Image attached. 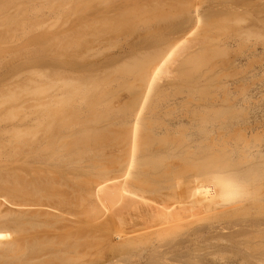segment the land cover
<instances>
[{
  "label": "rangeland",
  "instance_id": "obj_1",
  "mask_svg": "<svg viewBox=\"0 0 264 264\" xmlns=\"http://www.w3.org/2000/svg\"><path fill=\"white\" fill-rule=\"evenodd\" d=\"M0 1H2V3H9L8 0L7 1L0 0ZM18 1L19 0H17V3ZM21 1L24 3L20 2V4L22 3L21 5L17 3L15 4L24 7L23 11L24 9L26 10V8L28 11L26 10L27 11L26 13L24 11L25 15L23 20L18 19L19 18L18 16H14V17H17L15 19L16 21L19 20L21 22L22 20V23H25L26 21V23L22 28L24 31L21 29L22 33L19 32L20 30L19 28H21L20 26H22V24H20L19 21H17L18 25L17 23L15 25L14 24L12 25L13 23L12 22L11 25L13 27L10 24L7 25L5 24L7 23V21L8 23H10L9 20L11 18L12 21H14L13 14L14 13L17 14L16 11L12 14L14 10L10 11L11 14L9 16L11 18L8 19L9 18L8 17L7 21H5L4 18L3 21L4 22L3 25L9 27V29L8 28L3 29V27L0 28L1 40L3 39L8 40V38H12L9 37L13 35L9 33L11 31L10 27L13 30V28H15L14 26L16 25L19 28L17 29L16 26L15 29H17V31L15 29L14 30L16 32L21 33L20 38L23 37L22 36L23 34L25 36L23 37V40L22 39L20 40V38H18L20 35H18V33L15 32L16 35H18L16 36L14 33L17 39L20 40L19 42H21L20 48H22L23 43H24V48L20 49L18 47L19 46V43L17 44L18 40H16L14 36L13 38L16 41L12 39L13 40L12 42L15 41L18 48L14 49L15 44L11 43V45H13L14 48L10 45L11 48L7 47L6 49L8 51L9 48V51H11V49L13 48L14 49V50L12 49L13 52L18 49L22 50V52L15 51L18 56L21 55L20 57L24 55L22 57L23 59L22 63L20 62L15 64L14 61L16 62L21 61V58L18 60L15 59L18 58L16 57L17 56L16 54L14 55L15 58L14 56H12L7 59L8 56L14 54L15 52L12 54L8 52V54L10 55L6 57L7 61L4 59L5 54H7L5 53L6 52L5 50H4L5 53L4 57L3 58L0 57L2 58L0 63L8 67L7 68L5 66V68L8 69L7 71L5 68H3L4 66L2 65L1 69L3 70L5 69L4 70L5 72L0 69V72H4L5 74H7V76L5 74L4 75L8 79V81L6 80V82H8L7 84H5L6 82L4 81V78L0 79L1 82L3 81L5 82V83L4 82L0 83V85L2 84L3 87L4 84L6 87L4 88L5 90H3L2 87H0L1 90L3 91L0 94V105L2 104L1 106H3L5 104L4 102L9 100L10 97L12 99V102L10 103L16 102L15 101L16 98L17 100L21 99V102L18 101L17 105L15 103H14L15 105H11L10 103H7L8 105L10 104L11 106L9 105L10 107H8L7 105V107H3V108L0 106V109L1 108L3 109V111L0 110V118H1L0 122H2V124H0L1 125L0 127L3 128V131H1L2 129H0V132L5 133L7 127L8 126L10 127V129L8 127L9 130H7L8 132H6V135L3 133H2L3 135L1 134L0 139L3 138V136L4 138L2 139V141L5 140V137L6 140L7 138H10L8 139V141L5 140L4 142L8 143L9 141H11L12 143H14L16 141L15 143H17V145L19 146V147L17 146L19 148L18 149L19 151L16 150V152L19 153L15 154L8 152L5 157L0 159V170H2L3 173H14L15 175H19V177L20 175L23 176L24 174H26V176L30 177L32 180H36V181L39 180L40 184L43 179H45V181L48 179L46 184L50 182V184H48L50 186L47 187L44 185V187L47 189L49 187H50L49 189L53 187L52 189L58 190L59 185H61L60 182L62 183V180L64 181V177L61 174L63 175L66 174V177L71 178V175L73 173L77 175L82 173L81 176L84 177L85 175L86 177L88 174L83 175V173L87 172L89 173V175H91L90 174L92 172L91 170L94 171L96 169L98 171L99 169L97 168H100V170L105 168L107 165L106 163L109 162L110 160L111 161L114 160L113 162H115L116 160L113 158L110 159L109 158L110 156L104 157L106 156V154L103 151L105 150V147L108 145L111 144L113 145L117 141H119L118 143H120V140L124 136V131H125L124 122L128 114V112L125 109L124 110L127 113L124 112L123 109H122L123 111L119 110L121 112L120 113L118 109H116L115 111V108H112L115 98L119 97L121 92H124L125 89L129 88L128 90H130V86L132 84H133L132 89L134 90L135 80L133 81V76L135 75H133L134 74L133 70H135V66L137 67L139 64L140 67L141 65L143 66V64L141 63L142 61L145 64V59L147 57H145L146 54H144V51L150 49L151 47L152 49L146 51L145 53H148L150 51V53L152 54L154 51H157V48L158 49L164 48V45L166 46V44H169V41H171L175 37L180 35H187L192 37H200L204 39V45H202L203 47L200 48L201 50L199 52L197 51L198 52L197 57L195 59L191 58L192 59V61H190L191 63L189 64L187 63L188 65L185 63L184 65H187L186 67L182 65L184 67L183 69H185L182 79L180 78L175 82L160 86L159 87L160 89H158V91H156V93L152 97V100L148 106V109L143 119V130L141 133V140H140L141 154L143 158L141 157L142 165L138 171L139 173L141 172L140 173L141 176L139 177L142 178H140V180L143 179L146 182V185L148 186H146L144 184L145 182L142 180L140 181V183L144 190H145V186L148 187L150 191L153 190L156 186L155 190L163 191L164 189L161 190L162 188V186L160 185L161 183L163 186H165L167 183L173 184V182L171 183L169 182L171 178H173L171 179L172 181L174 180V178L175 181L178 178L180 180L185 181L189 178V177L186 178L187 176L194 174L192 171L196 172L198 169H200V167H202L201 165L203 162L207 163L206 159L209 155L211 154L213 155V153L219 155L220 152L219 151L217 152L216 150L219 149L221 152L224 153L228 152L229 150L228 154H230V149L231 150L233 149L232 151L234 152L233 153L231 152L232 155L229 156L227 154L229 156L228 157L225 156V154L223 156L220 154V159L225 158L226 160L227 158L228 159L230 158V160L234 161V164H236V162L237 163L243 162L244 166L245 164L251 162L255 158L257 164H260L263 161L262 163L263 167L261 166L262 168L261 167L259 168L261 169V172L263 169L262 172L263 175L260 172V170L257 168L256 163L254 164L256 165L257 168V169L255 168L256 169L255 171L259 170V172L261 173V177L263 176L261 178V180L263 179V181H260L262 182L263 185H261L260 183V187L263 186L261 190L264 191V0H201V2L199 0L198 6H200V9L199 7L198 9L199 12H201V14L199 13V16L201 15L200 18L201 21L198 25H193L188 20L190 15L187 16V14H189L188 12L191 11L190 9H192L191 6L193 0H42V1L40 0L41 3H43V1L44 3L41 5L40 2L38 1V6H35L36 3L34 2H36L37 0L36 1L34 0V2H32L34 7L30 1H29L30 3L29 2L25 3L28 0L25 1L21 0ZM10 2L12 1L10 0ZM14 2L15 1L13 0V3ZM9 4L10 6L12 5L11 3ZM23 4H31L32 7L28 5L29 8L28 6L25 8L26 5ZM4 5L5 4H2L1 6L0 4L2 8ZM7 5L8 4H6V6ZM6 6H4V8L7 10V7L9 6L7 7ZM13 6L14 4L12 5V7ZM35 7L37 8V10L34 9ZM11 9L9 8V10ZM18 9L22 11L21 7H19ZM33 9L36 11V12L34 11L35 13L32 12ZM19 10L17 11L18 13ZM6 12L7 11L5 12L2 11L1 16L3 15L5 16ZM10 12L8 11V13ZM21 13H19L21 14L20 18H23L22 16L23 12ZM6 29H8L7 31L9 32L5 31ZM1 31L4 32L2 33ZM7 33H9L8 34L9 36H7ZM4 35L6 36L5 38ZM5 40H3V43L6 44L7 40L6 41ZM3 45L4 44H2V46ZM159 46L161 48H159ZM3 47L6 48V46ZM2 52L3 50L0 51V53ZM141 55L144 56L142 57ZM0 56H3V53ZM12 58H14L15 60L14 59L12 60ZM3 59L5 61H3ZM10 61H13V63L11 62L12 66L10 64ZM15 67L19 68L17 69L16 73L13 71L14 69H16ZM18 70H23V72L22 71L18 72ZM6 71L8 73H6ZM24 71L28 73L25 74ZM21 72L25 74V75L23 74V77L22 76L19 77L21 75ZM1 74L0 77L2 76ZM4 75L3 77H5ZM15 76H17L18 78ZM136 77L134 79H136ZM14 78L18 81H16ZM19 82L21 83V85H23L22 82L29 83L28 84L29 87H25L26 85L23 86L27 88L26 90L20 85L26 93L22 89L20 91V88L17 89L19 92H21V94L18 92L20 94L19 95L20 97L22 96V94L24 95L23 98H19V96H17V93L15 92L16 90L15 88L18 86V84L16 83ZM66 83H69L70 85ZM14 84H16V87L13 86ZM66 85H68V88ZM136 85L137 84H135V86ZM65 86L67 90L65 89ZM60 87L61 88L64 87L63 90ZM7 88L8 90H12L13 88L15 90L13 89L14 92L12 93H10L11 91L9 92L7 90L9 95L8 94L2 95V93L7 92L6 91ZM54 88L56 89L54 90ZM68 90H70L71 92ZM133 90H131V92ZM56 91L57 93L58 91L61 93L57 94ZM127 91H125L124 93H127ZM22 92H24L25 94ZM62 92H64L66 96L64 93H63L64 95H61ZM131 92L129 91L128 93ZM51 93L53 96L51 95ZM73 93L76 95H74ZM11 94L13 95L14 98L15 96H17L14 101ZM54 94L58 95V97L61 98H58ZM4 95H8L7 96L8 99H6ZM47 96L49 98L52 96L53 98L51 97L50 100L49 98H47ZM54 96L56 98H54ZM63 96L64 97L68 96V97L65 99L63 98ZM4 98L6 99L5 101ZM59 99L60 101H63L62 108H60L61 104L58 105ZM2 101L4 104L2 103ZM25 101L28 102L25 103ZM69 102H71V104H69ZM56 103L58 106L56 105ZM66 105H71V106L69 107ZM22 106H24V109L20 110ZM64 106L67 107L66 110L64 109L66 108ZM59 109L61 111L63 109L62 114ZM64 110L66 112L69 110V113L66 114ZM5 111L8 113V115L10 114H11L10 116L13 115L12 117L14 118L9 119V116L8 115L6 116V114L3 113ZM19 112L21 113L23 112V113L21 114ZM18 115H20L19 118ZM4 116H6V118H4ZM20 118L24 119V120L22 119L21 123H19ZM12 119L16 121H12ZM192 119H194L193 120L194 123L192 122ZM7 122H11V123L7 124ZM179 124L183 129L186 127L187 128V129L185 128L186 131L185 129L182 130ZM177 125H179L178 127H180L181 131L179 130V128L178 129L176 128ZM259 125L262 128V130H260L261 128L259 127ZM11 126H13L14 129L13 127L11 128ZM16 126L19 128L21 126V129L22 128L23 129L22 130L20 129L19 131L16 129ZM170 127L171 128L174 127L175 130L174 129L170 130L171 129ZM194 128L196 130H198L199 128L202 129H199L200 131L197 133V131ZM232 128L235 130H233ZM243 128L244 129L246 128L247 130L251 129L250 131H252V133L248 132L249 130L247 131L245 129L248 133L244 131L246 134L244 135L245 136L244 137L240 133L243 132L242 131ZM166 131H168L169 133L171 131V133L168 134V132ZM174 131H177L174 133L177 135L173 134ZM188 131L190 132L188 133ZM257 131L259 134H254ZM179 132L181 135L179 134ZM218 132H224V136L226 138L223 135H221V133L219 134ZM225 132L226 133L228 132L229 135L226 134ZM166 133L168 135H166ZM202 133H204V136H202ZM230 133L234 135L233 136L231 134L233 138L231 137ZM161 134L164 136H161ZM207 134L210 136L206 137ZM217 134L218 136L221 135L222 137L217 138L218 137ZM235 134L237 135V138ZM212 137L215 138L211 139ZM228 138L232 140L230 141ZM163 139L168 141H170L171 139V141L169 142V144L163 143L160 141ZM179 139L181 140L179 141ZM186 139L189 140L186 141ZM209 139H211L212 141ZM200 140H202L203 143L206 144L203 145ZM227 140L229 141V143L226 142ZM19 141L22 142L21 148L19 145L20 143H18ZM213 141H218L219 143L217 142L213 143ZM37 142H39V145ZM178 142L179 144H177ZM187 142L189 143L193 142V144L191 143L189 144ZM222 142L226 143V144L224 143L226 147L223 146ZM233 142L234 143L236 142L235 143L236 145L238 144V146L235 147L238 150V152L239 149L241 150L243 148L240 145L246 146L247 148H248L247 146L248 144H250L249 147L251 148H253V146L256 145L257 147L263 145V148L261 147L259 151L257 150L260 153L263 152L260 158L262 159V161L261 162L258 161L259 163L257 162V160L260 157L258 153L250 154L252 152H257L255 150L258 149L259 147L254 150L252 149V152L250 153H248L250 148L248 149V151L245 148L247 152L244 151L243 148L242 153L240 152L239 155L237 153V150L234 148L235 144ZM171 143L174 144L171 145ZM185 143H187V145L188 144L192 145L191 147L192 149L188 148L187 145H185ZM200 143L202 144L201 148H200L201 145ZM207 143H210L211 145L208 144V146H206ZM184 145L186 146L187 151L185 150ZM115 146L113 145V147ZM183 147L185 151L182 150ZM212 147H214V149ZM224 147L228 149L223 150L222 148ZM237 147L240 148L238 149ZM45 148L49 150H46L45 152ZM172 148L175 151L179 148L176 151L178 153H176ZM196 148L198 149L197 150L198 152L196 153L199 152L203 153L204 149L207 150L204 151L203 154L201 153L196 154L195 152H193L194 149L196 150ZM210 148H212V150L215 151L211 152ZM190 149L192 150V154L194 153V155L195 154L197 155V158L195 157L196 155L195 156L192 155L194 158L190 156L191 154ZM13 150L15 152L14 148ZM172 150L174 151V153L171 152ZM208 150L210 151L211 154L208 153ZM48 151L49 153H47ZM205 152L207 155L205 154ZM101 153L104 154L103 157L105 160L107 158H109L110 160L108 159V161L107 160L103 161L104 159H102L103 157ZM179 153L181 154V156L178 155ZM185 154L189 156L185 157L184 156ZM48 155L53 157V159L50 157H49L50 159L47 158ZM254 155H256V157ZM257 155H259V157H257ZM67 156L69 158L65 159ZM199 156H201L202 158L206 156V159H204L203 161L201 157L198 158ZM211 157L216 158L214 156ZM41 158L42 159L44 158V160H42ZM194 159L196 161L199 160L200 161L196 162ZM201 160L203 162H201ZM244 160L249 162L246 163V161ZM232 161L230 163H232ZM104 162L105 165H103ZM92 163L94 165H92ZM116 163L117 162H115L113 166H115ZM239 163L237 164V166H239ZM242 164L240 166H242ZM250 164H252V162ZM81 166H84L85 170ZM107 166L111 168L112 164H108ZM80 167L83 170L79 169ZM32 173L34 174L33 175L34 177L40 174L41 177L39 175L38 177L43 179H40L38 177L37 178L35 177L33 179L31 176ZM41 173L43 175L45 174L47 176V179L45 178L46 176L45 175L43 176ZM142 173L149 175V177L152 179V183H151V179L148 176L144 178L145 175H143ZM257 173H255L256 176L257 175L259 176V174ZM50 174L51 176L53 174H56L57 178L55 177V175H53L54 178L52 177L53 180L55 179L53 181L54 183H51L52 181H49V179H52L50 178ZM57 174L61 175L63 178L61 176L58 177ZM67 174H69L70 176ZM75 174H73V176ZM92 174L95 173L92 172ZM81 176L79 175L77 178L79 177L81 178ZM74 177H72L74 181H72L73 179H71L70 181L74 182V184L78 183V185L75 184L73 187L72 182H70L69 186H72L75 189L77 186H79V184L82 185L86 184L87 186L89 184L88 187H90L91 181L88 179L91 178L86 179L88 176L83 179L80 178L77 179L76 177L75 178ZM59 178L61 180H58ZM147 178L149 179V181ZM259 179L260 178L258 177V180ZM80 180L81 181L83 180L85 184L83 182H79ZM164 180L165 181L167 180L166 181L167 183H165ZM256 180L255 182H257ZM178 181L176 182L178 183ZM163 182L165 184H163ZM179 182L181 183V181ZM55 183L58 184L57 188H54L55 187L54 185H56ZM153 183L155 184L154 186L149 185ZM82 185L79 187L82 189L83 188L86 189L87 186L85 185L82 187ZM256 185L257 184L255 183L252 186L255 190H259L256 189ZM10 186L11 184L9 182V175L1 177L0 190L4 188H8ZM39 186L41 187V185ZM167 186L169 185L167 184ZM257 186H259V183ZM25 187L23 188V184H22V186L18 188L19 190L16 191L17 193H19V195L16 192L15 194H17V196H20V198H23L21 196L23 192L25 198H23L22 200H28V199L31 200L30 198H33L32 200L38 201L40 197H36V199H34L35 196L32 197V193H30L31 195L29 194L28 191L29 188L26 187L27 189H25ZM44 187L40 189L45 190ZM61 187L62 189H64V193H65V189L67 191V189L70 188V187L63 188L65 187L64 184ZM61 187L59 188V190H61ZM226 187L227 189L230 190H234V188L236 190L235 186H226ZM73 188L70 189H72L73 192L77 193L78 187L75 190ZM23 189L26 192L23 191ZM207 189H213V188L209 187ZM215 189L219 190L220 188L217 186L215 187ZM44 190L43 192L46 191ZM57 190H52V191L48 190L49 192L46 191L45 193L42 194V196L47 199L48 196L55 197V195H58V193L59 195L60 194L62 195V191L58 192ZM78 190L81 191V189ZM55 191H57V193ZM72 191L70 190L69 194L72 195L73 193ZM146 191H148V189ZM263 191H261V193L258 191V193L260 194L263 193L262 196L264 197ZM79 193L75 194L76 197L72 195L74 196L73 198L78 199L77 195H79ZM69 194H68V198H70ZM59 195H58L59 199L60 197L64 198V194L62 196L60 195V197ZM42 198H40L41 201H44ZM46 199L45 201H47ZM62 199H60L59 201H61ZM74 199L72 198L69 199L71 200L69 202L70 205L73 204V202H76ZM262 199L263 200L258 201V204H260L261 203L260 201H262L263 203V204L261 203L263 205L262 207L261 205L260 207L256 206L255 204H253L256 201H252L253 203H248L249 205L247 204L245 206L246 212L244 209L243 211L242 209H240V211H235L234 213H230L228 216L225 215L226 218L223 216L225 219L222 217L223 219L219 220V221L223 220L222 222L219 221H218L219 223L216 222L217 224L220 225L217 226L216 224L215 230H211V232L207 230L208 232H206L204 231L205 230L204 229L202 234H201L202 231L201 232L199 231L198 233H196V235H194L197 238H195L194 236L193 237L199 240L200 243L199 241L194 240L192 241L191 244L192 247H189L191 245H188V247L192 250V248L194 247L196 248V246L199 244L196 250L198 251V249L200 248L199 250L201 251V249L204 250L208 246V243H206L204 239L208 238L207 242H209V240L213 238L215 239L214 244L216 245L220 241V238H222L221 242L218 243L219 245L217 244L216 246H213L214 244L211 243L212 245L209 246L211 248L213 246L214 248L211 249L208 246L209 250L207 252H212L213 250V253L214 252H217V254L227 253L228 255L227 254L225 255L230 256V254L233 255L232 253L238 252L242 248L240 247L241 246L240 242L241 243L244 242L245 237L246 240L248 239L250 240L251 238L255 239L258 236V234L262 236L263 233L262 236L263 242L260 240L261 244L263 243V246L259 248L260 250L262 249L263 251V264H264V198ZM252 204L254 205V207H252L253 206ZM74 205H76V203L73 204V206ZM247 206H250V208ZM258 208L259 210L261 209L262 211L260 210L261 212L260 211L256 212ZM74 209L75 206L73 210ZM252 209L253 210L255 209L254 212ZM253 213L255 214L253 215ZM257 214L259 217L257 216ZM252 215L254 217H252ZM246 217L247 218L249 217L248 221ZM253 219L255 220L252 221ZM259 219L260 220L262 219L263 221L262 220L260 221ZM240 221L242 223H240ZM258 221L263 226L259 225L260 223ZM224 223L225 226L227 225L226 226L227 228L223 226ZM252 224L254 225V227H256V229L259 226H262L263 230H261L262 227L258 229L261 230V232L262 231L263 232L261 233L259 230H257L260 232L258 233L256 229L253 228ZM38 226H40L39 229L37 228V226H35V228L37 229L34 228L32 229L28 226L26 229L28 230L30 228L32 230L29 229L27 233L30 234L31 231L32 234H34L35 232L36 233L39 232V234L37 235L41 236V235H45V233H47L46 231L49 230L48 233H50L53 230V229L51 230L52 228L51 224L48 225V223H46L45 226L43 225V227L45 228L43 227L41 228V225ZM56 226L58 227V225ZM218 227H220L219 231L216 232V229H218ZM221 227L225 229L221 230ZM245 227L246 228L251 227V231L254 230L256 231V233L255 232L253 233L252 231L253 233L252 234L249 229L248 232L250 231L249 232L250 235L248 237L247 235L248 232L246 231L247 229H245ZM97 228L100 229L101 231V228L99 227ZM241 228L243 229V231ZM89 229L94 230L95 228H88L87 231ZM78 231L79 230L77 229L75 233ZM214 231L215 233L211 234ZM92 232L90 230L89 233L92 234ZM85 233H84L86 237L85 243L87 241L89 242L86 243L87 245L85 244L83 246H86L87 248H90L89 246H94V244L97 243L96 242L97 240L94 241V239L92 238L96 239L97 237L98 239V237L101 234V232L96 230L94 234H92V237L90 238L91 234L88 235L89 234L88 232ZM96 233L99 234L96 236L95 235ZM242 233L243 234L246 233V234L242 236ZM22 234L24 236L26 235V233L24 232ZM22 234H20V236ZM29 234H27V236ZM212 235L214 237H212ZM81 236L84 235L81 234L80 237ZM235 236L236 239H233L235 238ZM240 236H242L244 240ZM261 236L260 237L258 236V238H256L258 239L256 240L258 244H260L259 239L260 238L262 239ZM216 237L219 238V240L216 239ZM8 238L9 236L7 230L5 228L2 229L0 234L1 247L6 246ZM76 238L79 241V238L78 237ZM223 238L225 239L223 240ZM227 238L232 239L229 241V245L233 244V247L231 246L232 248L229 246L227 247L228 244V243L226 244ZM237 238L239 240L241 238L242 241L241 240L239 241ZM213 239L211 241H213ZM234 240L239 241V242L237 241L238 243L237 242L236 243L237 245L239 244L237 248L240 249L234 247V245L236 244ZM249 240L245 241L243 244L245 245L247 243L246 246L250 245L248 247L249 250H251V248H253L252 250H255L256 247L254 246H256V243L254 242V240H250V241ZM78 241L76 240L77 244H79V242L81 243V245L84 243L81 242L82 240H80L79 242ZM201 241L205 242L207 246H204L205 243H202ZM224 241L226 246L221 245L224 244ZM194 242H197L198 244L194 246L193 244ZM258 244L257 246H260ZM244 245L242 249H244L245 247ZM76 246L78 247V245ZM225 248L228 249L225 250ZM229 248H231L232 250ZM246 248L247 247H245V249ZM94 250H95L94 247H91L90 253L93 251V253L91 254H94L95 252ZM87 252L89 251L87 250ZM71 253H73V251ZM75 253L76 251H74L73 253L74 256ZM92 257H94V255H92Z\"/></svg>",
  "mask_w": 264,
  "mask_h": 264
},
{
  "label": "bare ground",
  "instance_id": "obj_2",
  "mask_svg": "<svg viewBox=\"0 0 264 264\" xmlns=\"http://www.w3.org/2000/svg\"><path fill=\"white\" fill-rule=\"evenodd\" d=\"M5 1H7V0H5ZM8 1L12 5L14 4V6L12 7V5L10 6L9 3H2V1H0L1 6H2V4H5L4 6H6V4H8L7 6H9V7L6 6L7 10L4 8V6H3V8L0 6V9L2 8L1 10L3 12L7 11L6 12L7 14L5 13V16L4 15L1 16L2 11L0 10V19L3 17L1 19V22H0L2 24V26L0 24V28L3 27V29H5V28L9 29V27H6L3 25L4 24L3 21H4V18H5V21H7L8 19L11 18L9 16L11 14L10 11L14 10L12 12V14L16 11V13L18 15L14 13L15 15L13 14V17L18 16L19 17L18 19L23 20L25 13L28 11L26 7L28 5H30V7H32V5H33L32 2H34V0L33 1L28 0L25 3H28L30 1L32 5L31 4H23V5H26L25 8L27 10L26 11L24 9V11H25V13H24V11H23L24 7L20 6L24 2H22L21 0H19L18 3H17V0H14L15 1L14 3H13V0H11L12 2H10V0H8ZM23 1H25V0H23ZM38 1L40 2L41 5L44 3V1H43V3H41L42 0L41 1L37 0L36 2H34V3H36L35 6H38ZM20 2H22V3L20 4ZM198 2H199V0H193L192 6H191L192 9H190L191 11L188 12L189 14H187V16L190 15L189 16L190 19L188 18V20L193 25H198L201 21V19H200L201 15L199 16V13L201 14V12H199L200 6H198ZM200 2H201V0H200ZM15 3L20 4V5L18 6ZM15 5H16V8H15ZM17 6H18V8L21 7L22 11L19 10L17 8ZM33 7H34V5H33ZM198 7H199V9H198ZM9 8L10 9L13 8V9L9 10ZM28 8H29V6H28ZM34 9L37 10L36 7ZM34 9L32 12L35 11ZM18 10H19V13L23 12V15H22L23 18H20V15L22 13L19 14L17 12ZM8 11L10 13H8ZM37 12H39V11H37ZM29 14H32V13H29ZM16 18L17 17H14V19H13L14 21H12V18H11L9 20L10 23H8V21H7V23H5V24L11 25V23L13 22L12 25L13 24L15 25L16 23L18 25L17 21H19V20L16 21L15 20ZM22 20H21V22L19 21V23L22 24V26L19 25L21 28H19L16 25L17 29L19 28L20 29L19 32H21V33H22L21 29L23 28L24 24L26 23V21H25V23H22ZM10 25H8V26H10ZM16 26H14V27L16 28ZM15 28H13V30H12V28L10 27V29L13 33L11 31L10 32L7 31L8 29L5 30V31L11 33V35L13 34L12 36H9L8 35L9 33H7V36L12 37V38H8V40L6 39L10 44L5 39H3V40L6 41V44L3 43V40H1V38H0V48H1L0 51L3 50V52H2L3 56H0V57L3 58L4 54L7 53V54H5V57H4L5 60H6V57L8 55H10V54H8V52L11 54L14 53L15 51L22 52V50H19V49L15 50L13 52L14 49L21 47V44H20L21 42H19V41L21 39L23 40V37H25L23 34L22 35L23 37L20 38L21 33L16 32L17 29H15ZM1 32L3 33L4 31H1ZM15 32L18 33V35H20L18 37V38H20V40L17 39L16 36H18V35H16ZM14 33L16 36L14 35ZM5 37L6 36L4 35V38ZM13 37L16 40H18V42H17V44L19 43L18 47L15 43L16 40ZM12 39L15 41L12 42L13 41ZM7 43H8V46H7ZM11 43L15 44V48L13 47V45H11ZM2 44H4L3 46H6V48L3 47ZM10 45L14 48V49L12 48L13 50L11 49V51H9V48H11ZM202 45H204V39H202L200 37L180 35V36L175 37L171 41H169V44H166V46L164 45V48H162V49L157 48V51H154L152 54L150 53V51L148 53H145L146 51L152 49L151 47H150V49L144 51V54H146L145 57H147L145 59V64L140 59L142 61L141 63L143 64V66L141 65V67H140L139 66L140 64L139 65L137 64L140 68L138 66H137L138 68L135 66V70H133L134 71L133 75H135V76H133V81L135 80L134 81V87H135L134 90L132 89V85H133L132 84L130 86V90H128L129 89L128 88V89L124 90V92L128 90L127 93L121 92L119 97L115 98V101L113 100L114 101L113 107L111 105L112 108H115V111H116V109H118V111L119 110L123 111L125 109L128 112V114L126 116V120L124 122V130H125L124 136L121 139L122 141L120 140L121 144L118 143L119 141H117L115 143L113 142L114 143L113 145L114 146L116 145L115 147H113V145L110 143L111 145H108L105 147L106 151L103 149L104 150L103 152L106 154V156H104V157L110 156L109 158L115 159L116 160L115 162H117V163L115 166H113L115 163V162H113L114 160L111 161L109 158H107L106 160L108 161V159H109L110 160L109 162H112V163L107 162L106 164L107 165L112 164L113 167L111 166V168H109L110 165H109V167L106 165V167L103 166L105 168H103L101 170H100V168H97V169H99L98 171L95 169L97 172L95 170L94 171L91 170L92 172L95 173V174H92V172H91L90 173L91 175H89V173H87V172L83 173V175L88 174L87 175L88 177L86 176L87 178L85 177V175H84V177L81 176L82 173L78 174V175L73 173V174H75L74 175L75 177H76V175H77V177L80 175L81 176V178L79 177L80 179L91 178V179H88L91 181L90 187H88L89 184L87 183L88 184V186H87L83 180L79 181V182H83L87 187H86V189L83 188L84 189L83 190L82 188L79 187L82 184H79V186H77V187H78V189H81V191L78 190L77 187L75 188L78 191L77 193L80 192L79 195H77L78 199L73 198L75 196V194H77V193L73 192L72 189H70V188H73L75 184L78 185V183L74 184V182H72V181H74V179L72 178V177H74L73 174L71 175V178L66 177V174H64V175L61 174L64 177V181L62 180V183L60 182L61 185H59V188L63 184L65 186L63 188L70 187L67 189V191L65 189V193H64V189H62V187H61V190H59V188H58V190L52 189L53 187L51 189H49L50 187L48 189L45 188L44 185L47 187L50 186V185H48V184H50V182L46 184L48 179H47V176L45 174H44L46 176L45 178L47 179L46 181H45V179L40 178L41 177L40 174L36 173L40 176V177H38V175H37V176H35L36 178L38 177L40 179H43L41 181V184H40L38 179H37L38 181L32 180L30 177L26 176V174H24L25 176L20 175V177H19V175H15L14 173H3L2 170H0V179L3 176L9 175V182L11 184L10 187L0 190V234H1V230L5 228L7 230L8 236H9V238L7 239L6 246L1 247V245H0V264H263V251H262V249L260 250L261 246H263V243L261 244V241L263 242V237H262L263 231L261 232V230H263V227H262L263 225L259 221H258L260 223L259 225H262V226H259L258 228L262 227L261 230H259L258 228L256 229V227H254L256 222L254 223V225L252 224L253 228H255L256 231L259 230L262 233V236H261L258 234L260 232L257 231L258 236L262 237V239L261 238L259 239V241L261 240L260 244H258L256 242V240H258V239H256V238H258V236L257 237L255 236L256 237L255 239L254 238L250 239V240H254V242L256 243V246H254V247H256L255 250H252L253 248H251V250H249L248 247L250 245L246 246L247 243L245 245L243 244L245 241L249 240V239L246 240V237H245L244 242H242V243L240 242V244H241L240 247L243 248V245H244L247 248L246 249H245V247H244V249L237 248L239 246V244L237 245V243L240 240L242 241V239L240 238V240H239L238 239L239 237H238L237 238L239 240V241L237 240L238 242L234 240L235 243L237 242L235 244L237 246L234 245V247H236L237 249H240V250L238 252L232 253L233 255L230 254V256H227L228 255L227 253H223V254H220V253L217 254V252L213 253V250H212V252H207L209 250V247L215 243L214 242L215 239H213V238H211L209 240V242H207L208 238L204 239L205 242L208 243V246L210 245L209 247L207 246V244L205 242L201 241L202 243H205L204 246H207V248L204 249L205 251L203 249H201V251H202L201 252L199 250L200 248L198 249V251L196 250V248H198L197 246L199 245L197 242L193 243L194 246L198 244L196 246V248L194 246H193L194 248H192V250L189 248V247H192V245H191L192 241H194V240L199 241V240L195 239V238H197L196 236H194V235H196V233H198L199 231L200 232L202 231L201 232V234H202L204 229H205L204 231H206V232H208L207 230H209V232H211V230H215V228H216L215 226L217 224L216 222L223 219L224 217L226 218V216H228L230 213H234L235 211H240V209H242V211L244 209L246 212L245 206L248 203H253L252 201L257 202V203L256 202L253 203L256 206H259V207H260V205H261V207L263 206L262 201H260L262 204L260 202H259L260 204H258V201L263 200L262 198H264L262 196L263 193L260 194L261 191H263V190H261L263 188V186L260 187V183H261V185H263L262 182H260V181H263V179L261 180V178L263 177V176L261 177V173L263 172V169H262V172H261V169H259L263 163L262 159H260L262 156L261 154L263 152H261V153L258 152L259 149H261V147L263 148L262 144H261L262 146H260V147L258 146L259 148L257 147V145L253 146V148L249 147L250 144L247 145L248 148L246 146L240 145L244 148V151H246V150L248 151V149L250 148L248 153L252 152V149L254 150V149L258 148L255 150V151L258 150L257 152H252L250 154H253V153L257 154L258 153L260 155V157H259V155H257V157H259L260 160L258 159L257 162L262 161L260 163L261 165L256 163V158L251 161L252 164H250L251 162L246 161L247 159L244 160V161H246V163L249 162V163L245 164V166H244L243 162H242L243 164L241 162L240 163L238 162L239 166H237V164H238L237 162H236V164H234V161L230 160V158L228 159L227 157H226L227 158L226 160H225V158L220 159V154L222 156L224 154H225V156L232 155L231 152L233 153L234 151H232L233 149L231 150L230 147H229L230 154H228L229 150H228V152L225 151L226 153H224L218 149L216 151L220 152L219 155L215 154V153H213V155H212L210 153V151L208 150V153L211 154V155H209L210 157L211 156L216 157L217 155L218 156L216 158H213V157L210 158L208 156L207 159H206V156L203 158L201 156H199L198 158L201 157L203 159V161H204V159H206L207 163H205L201 160V162H203L201 165L202 167H200V169H198L196 171L197 173L192 171L194 174L191 173L193 175L187 176L186 178H188V177L189 178L187 180H185L186 182L184 180H180L178 178V179H176V181H178V180L181 181V183L178 181V183H179L178 184L175 181V178L173 181L171 180L173 178H171L170 181H169V179H168V181L170 183L173 182V184L172 183L169 184L166 182L167 180L166 181L164 180V182L167 183L169 186H167V184L165 186H163L161 183L160 184L162 186L161 190H163V189L164 190L163 191H157V190H155V188H156V186H155V188L153 190H151L152 192L149 190L148 187H146L148 185H146V182L143 179H141V180L145 182L144 183L146 185L145 190L143 189V187L140 183V181H141L140 178H142V177H139V176H141L140 175L141 172L140 173L138 172L139 168L142 165V163H141L142 162V159H141L142 154H141L140 140H141V133L143 130V119H144V116H145L146 111L148 109V106L152 100V97L154 96L156 91H158V89H160L159 88L160 86H163L164 84L165 85L170 84L172 82L179 80L180 78L182 79L184 72H185L184 71L185 69H183L184 67L182 65H184L185 63L186 64L191 63L190 62V61H192L191 58L195 59L197 57V53L201 50L200 48L203 47ZM7 47H9L8 51L6 50ZM2 48H5V49H2ZM22 48H24V43H23ZM22 48H20V49H22ZM159 48H161V47L159 46ZM155 49H156V47H155ZM4 50L6 51L5 53H4ZM2 53H0V55H2ZM15 54H16V52L14 54L8 56L7 59L9 57L14 56ZM20 56L17 55L16 57H18V58H15V56H14V58L17 60L21 58V61H18V62L14 61L15 64L20 63V62L22 63V60H23L22 57L24 55L22 57H20ZM2 58H0V62H1ZM14 58H12V60ZM4 59H3V61H5ZM187 61H189V62H187ZM11 62L13 63V61H10V64H11ZM5 63H8V62H5ZM139 63H140V61H139ZM10 64H9V66H10ZM15 64H13V65H15ZM2 65L4 66L3 68H5V66H6L4 64H1L0 69H1ZM187 65H184V66L186 67ZM11 66H12V64H11ZM17 69H19V68H16L13 71L16 73ZM20 69H22V68H20ZM1 70L4 71L3 69H1ZM6 70L8 71V69H6ZM7 71H6V73H8ZM19 71L23 72V70H18V72ZM26 71H28V70H26ZM135 71H138V72H135ZM4 72H0V74L3 73V74H1L2 76L0 77V79L4 78V81L6 82V80L8 81V79L6 77L7 74H5ZM22 72H21V75L19 77H21V76L23 77L24 73H22ZM26 73H28V72H25V74ZM3 75L5 77H3ZM18 75H19V73H18ZM17 76H15V77H17ZM135 77H136V79H134ZM136 80H137V83H136ZM16 81H18V80H16ZM3 82H1V80H0V83H3ZM7 83L8 82H6L5 84H7ZM19 83H16V84H18L19 87L18 86L16 87V84L13 85L16 87L15 88L16 90L18 88H20V91H21V89L24 91L23 88L29 87L28 86L29 83H23L22 82L23 85H21V83L20 84ZM66 84H69V83H66ZM135 84H137V85L135 86ZM20 85L22 87L25 85L26 86L22 88ZM58 86H61V85H58ZM66 86L68 88V85H66ZM66 86H65V89H66ZM0 87H2V84L0 85ZM4 88H6V87L3 84L2 89L5 90ZM63 88H61V89L63 90ZM26 89L27 88H25V90ZM55 89L56 88H54V90ZM0 90H1V88H0ZM7 90H8V88L6 89V91ZM12 90H8V91L9 92L11 91L10 93H12V92H14V90L13 91ZM16 90H15V92L17 93V96H19L21 94V92H19L18 90L16 91ZM131 90H133V91L131 92ZM8 91L6 93H2V95L8 94ZM59 91H58V93L60 94L61 92H59ZM68 91H70V90H68ZM129 91L131 93H128ZM1 92H3V91L1 90L0 94H1ZM24 92H22V93H24ZM56 93H57V91H56ZM63 93L64 92H62L61 95L65 94V93L64 94ZM74 93H77V92H74ZM8 95H4L6 99H8L7 98ZM51 95H52V93H51ZM74 95H76V94H74ZM17 96H15V98ZM55 96L58 97V95H55ZM55 96H54V98H56ZM65 96H66V94H65ZM23 97H24L23 94L21 97L19 96V98H23ZM51 97L49 98L47 96V98H49L50 100H51ZM67 97L63 96V98H65V99ZM5 98H4V101L6 100ZM12 98L14 101L15 98L13 97V95H12ZM58 98H61V97H58ZM10 99H11V97L9 98V100H7L8 102L7 101L4 102L5 104L2 101V103L4 105L1 106L2 105L1 104L0 106L2 108L7 107V105H8L7 103L12 102V99H11V101H10ZM65 99H63V100H65ZM56 100H58V99H56ZM69 100H70V98H69ZM72 100H73V98H72ZM15 101L16 102H14V103L17 105L18 101L21 102V99L17 100V98H16ZM28 101H25V103ZM66 101H68V100H66ZM62 102L63 101H60V99H59L58 105L61 104V107L59 106L60 108H62ZM14 103H10V104L15 105ZM47 103H48V101H47ZM69 104H71V102H69ZM9 105H8V107L11 106V105L10 106ZM56 105H57V103H56ZM66 106L70 107L71 105H66ZM66 106H64V107H66ZM2 108L0 109L1 111H3ZM22 109H24V106H22V108L20 110H22ZM64 109L66 110L67 107ZM10 110H12V109H10ZM125 110H124V112H126ZM60 112L62 114L63 109H62V111L60 110ZM65 112H64V115H65ZM3 113L6 114V116L8 115V113L6 111ZM19 113H21V112H19ZM67 113H69V110L66 112V114ZM49 114H50V111H49ZM10 115H8L9 119L14 118V117H12L13 115L12 116H10ZM6 116H4V118H6ZM19 116L20 115H18V118H19ZM22 119L23 118H20L19 123L22 122ZM0 120H1V118H0ZM16 120H17V117H16ZM16 120L12 119V121H16ZM193 120L194 119H192V122H193ZM2 121H3V119H2ZM258 122H260V121H258ZM8 123H11V122H7V124ZM0 124H2V122H0ZM22 125H23V123H22ZM179 125H177L176 128L177 129L179 128V130H180L181 125H180V127H178ZM8 127L6 129V132H8L7 130L10 129V127H9V129H8ZM12 127L13 126H11V128ZM196 127H197V124H196ZM259 127H260V125H259ZM5 128H6V126H5ZM5 128H4V130H5ZM202 128H199V129H202ZM0 129H2L1 131H3L2 127H0ZM13 129H14V127H13ZM16 129L20 131L21 126H20V128L16 126ZM173 129L175 130L174 127L171 128L170 130H173ZM184 129L182 128V130H184ZM186 129H185V131H186ZM199 129L198 130L195 129L197 131V133L200 131ZM245 129L244 128H243V130L241 129L243 132H240L241 135H243V136L246 135L244 131H246L247 129L246 130ZM233 130H235V129H233ZM248 130H247L248 132L252 133V131H250L251 129H248ZM260 130H262V128ZM177 131H174L173 134ZM191 131H193V130H191ZM6 132L5 133L0 132V136L2 133L6 135ZM166 132H168V131H166ZM189 132L190 131H188V133ZM203 132H204V130H203ZM209 132H210V130H209ZM214 132H215V130H214ZM261 132H263V131H261ZM170 133H171V131H170ZM170 133L168 132V134H170ZM184 133H186V132H184ZM218 133L219 134L221 133V135L224 136V132H218ZM232 133H230V135ZM168 134L166 133V135H168ZM179 134H180V132H179ZM200 134H201V132H200ZM226 134H228V132ZM254 134H259V133L257 131ZM174 135H177V134H174ZM221 135L218 136V134H217V136H218L217 138L222 137ZM232 135H231V137H232ZM161 136H164V135L161 134ZM202 136H204V133H202ZM207 136H210V135L207 134L206 137ZM252 136H251V138H252ZM3 138H4V136H3ZM3 138L0 139V159L5 157L8 152L15 153V154L19 153V152H16V150L19 151L18 150L19 146L17 145V143H15L16 141L14 143H12L11 141H9L8 143L7 142L5 143L4 141L6 140V137H5V140L2 141ZM175 138H176V136H175ZM187 138H189V137H187ZM214 138L212 137L211 139H214ZM236 138H237V135H236ZM251 138H250V140H251ZM8 139H10V138H7L6 141H8ZM183 139H185V138H183ZM211 139H209V140H211ZM240 139H241V137H240ZM163 140H160V141L163 143H168V144L171 141V139H170V141L165 140V139H163ZM180 140L181 139H179V141ZM187 140H189V139H186V141ZM200 141L203 145L206 144V143H203L202 140H200ZM205 141H206V139H205ZM207 142H210V141H207ZM215 142L219 143L218 141H213V143H215ZM226 142L229 143L228 140ZM241 142H242V140H241ZM18 143H20L19 145L21 148L22 142L19 141ZM37 143L39 145V142H37ZM187 143H189V142H187ZM187 143H185V145H187ZM224 143H223V146H225ZM172 144H174V143H171V145ZM177 144H179V142ZM191 144H193V142ZM197 144H199V143H197ZM202 144L200 145V148H201ZM208 144H210V143H207L206 146H208ZM238 144L237 145L235 144L234 148L236 146H238ZM188 145H187L188 148L192 147V145H189V146ZM194 145H196V144H194ZM213 146H215V145H213ZM216 146H217V144H216ZM13 148L15 149V152H14ZM179 148H182V147H179ZM212 148L214 149V147H212ZM212 148H210L211 152L213 151ZM224 148H222V149L223 150L228 149V148H225V149ZM243 148L241 150L239 149V152L236 148L235 149L237 150V153L239 154L240 152L242 153ZM245 148H246V150H245ZM46 150H49V149L45 148V152H46ZM173 150L171 152L174 153L175 150L174 151ZM182 150L187 151L186 146H185V150H184V147ZM190 150H189V152H190ZM197 150L198 149L196 148V150L194 149L193 152L196 153V152H198ZM206 150L204 149L203 153ZM236 150H235V152H236ZM262 151H263V149H262ZM47 153H49V151ZM176 153H178V152H176ZM200 153L201 152L196 153V154H200ZM203 153H201V154H203ZM205 154H206V152H205ZM52 155H53V153H52ZM101 155L103 157L104 154L101 153ZM178 155L181 156L180 153ZM192 155H194V153L192 154V150H191L190 156L193 157ZM184 156L186 157L187 154H185ZM254 156L256 157V155H254ZM49 157L53 159V157L48 155L47 158H49ZM104 157L102 159H104ZM195 157L197 158V155ZM67 158H69V157L67 156L65 159H67ZM49 159H48V161H49ZM42 160H44V158ZM106 160L104 159L103 161H106ZM41 161H40V163H41ZM199 161H196V162H199ZM231 161H232V163H230ZM253 161H255V162H253ZM254 163H256L257 168L260 170L261 173L259 172V170H257L258 173H257V171H255L257 168H256V165ZM241 164H242V166H240ZM92 165H94V164L92 163ZM103 165H105V162ZM197 165H198V163H197ZM81 167L84 168V166H81ZM81 167L79 169H82ZM84 170H85V168H84ZM255 173L259 174V176L258 175L256 176ZM29 174H31V173H29ZM33 175L34 174L32 173L31 176L34 179L35 177ZM53 175H55V177H56V174H53ZM53 175L51 176V174H50V178H52V177L54 178ZM61 175H58V177ZM67 175H69V174H67ZM143 175H145L144 178H146V176L149 177V175H146V174H143ZM262 175H263V173H262ZM255 176H256L257 180H256ZM22 177H23V179H22ZM25 177L30 178V179H27ZM48 177H49V175H48ZM183 177H185V176H183ZM258 177L260 178L259 180H258ZM53 178L49 179V181H52L51 183H54L53 181L55 179L53 180ZM79 178H77V179H79ZM71 179H73V180L70 181ZM58 180H61V179L59 178ZM255 180L257 182L259 181L258 182L259 186H257L258 183L255 182ZM75 181H76V179H75ZM90 181H88V182H90ZM148 181H149V179H148ZM253 181H254V183H253ZM70 182H72L73 187L69 186ZM164 182H163V184H165ZM147 183H150V182H147ZM151 183H152V179H151ZM252 183L253 184L256 183L257 184L256 189H259V190H255L252 186L253 185ZM22 184H23V188L25 186L29 188V190H28L29 194L32 193V197L35 196L34 199H36V197L42 198L43 197L42 194L48 190H51V191L57 190L58 192L62 191V195L64 194V198L62 197L64 199V201L60 197L61 194L59 195V193H58V195H59L60 199H62L61 201H59L60 199L58 198V195H55V194H53V195H55V197L48 196L47 199L45 197H43L42 199L44 201H41L40 198H39L40 201L39 200L38 201L32 200L33 198H30L31 200L28 199L29 201L28 200H22L23 198H25L23 195V192L21 194V196L23 198H20V196H17V194L19 195V193L16 192L19 190L18 188L20 186H22ZM39 185H41V187ZM51 185H53V184H51ZM57 185L58 184L54 185L55 186L54 188H57L58 187ZM85 185H82V187ZM149 185L154 186L155 184L153 183V184H149ZM153 186H151V187H153ZM217 186L220 188L219 190L215 189V187H217ZM226 186H235L236 190H235V188H234V190L227 189ZM26 187H25V189H27ZM39 187L40 188L44 187L45 190L46 189L47 190L45 191L44 189H40ZM165 187H166V189H165ZM209 187L213 188V189H207ZM69 189L73 192L72 195H74V196L69 194V192H70ZM147 189H148V191H146ZM43 190L45 192H43ZM159 190H160V188H159ZM23 191H25V190L23 189ZM57 191H55V192L57 193ZM258 191L260 193H258ZM15 192L17 194H15ZM55 192H53V193H55ZM68 194H69L70 198H72L76 201V202H73V204L76 203V205H74L75 211L73 210V208H74L73 204H71V205L69 204V202L71 200H69L70 198H68ZM27 195H28V193H27ZM28 197H29V195H28ZM45 199L47 201H45ZM247 207L250 208V206H247ZM252 207H254V205ZM254 210H253V212H254ZM260 210L258 208V210H256V212L260 211ZM255 213H253V215ZM253 215H252V217H254ZM257 216H258V214H257ZM252 217H251V219H252ZM261 217H263V216H261ZM248 218H247V221H248ZM255 219H253L252 221H254ZM222 221H219V222H222ZM241 221H240V223H242ZM46 223H48V225L51 224V226H52L51 230L53 229L50 233H48L49 230L46 231L47 233H45V235L48 234V235H46V237H45V235H41V236L37 235V234H39V232L38 233L35 232L36 235L34 232H33L34 234H32V231L30 234L27 233L30 228H32V229L38 228L39 229L40 226H38V225H41V228H42L43 225L45 226ZM53 224L55 226L58 225V227L57 226L55 227ZM218 225H220V224H217V226ZM28 226L30 228L27 230L26 228ZM35 226H37V228H35ZM53 226H54V228H53ZM223 226H225V223ZM243 226H244V224H243ZM97 227L101 228V231ZM43 228H45V227H43ZM88 228H95L97 231L101 232L98 239H97V237H96V239L92 238V239H94V241L97 240L96 241L97 243L96 244L93 243L94 246H89L90 248L83 246L87 242H89V241H87L85 243V238H86L85 234H87L85 232L89 233L90 230H91V232L92 231L95 232L96 230L95 229L94 230L89 229L87 231ZM219 228L220 227H218V229H216V232L219 231ZM239 228H240V226H239ZM32 229H30V230H32ZM77 229L80 232L78 231V232H76L77 233L76 234L75 231H77ZM222 229H225V228L221 227V230ZM245 229H247L246 230L247 232L249 229L251 231V227L250 228L245 227ZM81 230L83 231V233ZM221 230H220V233H221ZM242 231H243V229H242ZM252 231H253V233L254 232L256 233V231H254V230H252ZM252 231H251V233H252ZM23 232L26 233L25 236L22 234ZM94 232H92V234H94ZM249 232L247 234L248 237L250 235ZM80 233L82 235H84V236H81L82 238L80 237V235H81ZM213 233H215V231L212 232L211 234H213ZM246 233H244V234L242 233V236H244ZM20 234H22L21 235L22 237L20 236ZM27 234H29V235L27 236ZM90 234L91 233H89L88 235H90ZM92 234L90 235V238L92 237ZM98 234L99 233H96L95 235L97 236ZM240 234H238V235H240ZM252 234H251V236H252ZM242 236H240V237H242ZM76 237H78V238L80 237L81 239L79 238V241L82 240L81 242H84V243L81 245V243L78 241V239ZM212 237H214V236L212 235ZM253 237H254V235H253ZM212 239H213V241H211ZM216 239L219 240V238H217V237H216ZM221 239L222 238H220L219 242H221ZM224 239L225 238H223V240ZM233 239H236V236ZM76 240L79 242L80 245L76 243ZM230 240H232V239L231 238L226 239V244L228 243L227 247L228 246L233 247V244L229 245ZM243 240H244V238H243ZM234 241H233V243H234ZM199 243H200V241H199ZM230 244H231V242H230ZM257 244L260 246H257ZM76 245H78V247ZM91 245H92V243H91ZM188 245H191V246L188 247ZM216 245L214 244L213 246H216ZM221 245H225V241H224V244H221ZM213 246H212V248H214ZM91 247H94V249H95L94 254H91V253H93V251L90 253ZM231 248H229V249H231ZM193 249H195V250H193ZM226 249H228V248H225V250ZM87 250L89 252H87ZM72 251H73V253H74V251H76V253H75L76 257L73 255V253H71ZM225 254H227V255H225ZM92 255H94V257H92Z\"/></svg>",
  "mask_w": 264,
  "mask_h": 264
}]
</instances>
